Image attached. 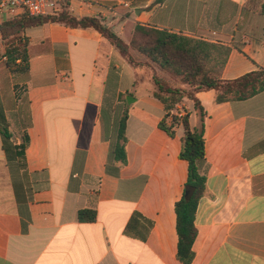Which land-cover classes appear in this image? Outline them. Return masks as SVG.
<instances>
[{
	"label": "crops",
	"instance_id": "obj_1",
	"mask_svg": "<svg viewBox=\"0 0 264 264\" xmlns=\"http://www.w3.org/2000/svg\"><path fill=\"white\" fill-rule=\"evenodd\" d=\"M68 1L72 15L101 17L126 43L143 25L229 47L224 81L264 68V17L249 0ZM24 14H0V25ZM23 37L27 69L8 66L0 39V264H185L175 210L189 173L184 128L160 127L166 111L153 84L134 91V69L95 30L48 23ZM197 97L207 193L191 264H264V92ZM126 112L121 164L114 150ZM180 112L197 125L191 102ZM81 210L97 219L80 221Z\"/></svg>",
	"mask_w": 264,
	"mask_h": 264
},
{
	"label": "trees",
	"instance_id": "obj_2",
	"mask_svg": "<svg viewBox=\"0 0 264 264\" xmlns=\"http://www.w3.org/2000/svg\"><path fill=\"white\" fill-rule=\"evenodd\" d=\"M248 8L264 17V1L256 3L255 0H249ZM48 23L99 32L134 69V91L144 80L153 84V96L164 104L166 111L160 127L171 135L174 134L175 126L184 128L180 158L188 162L189 173L183 197L177 202L175 210L179 236L178 258L185 264H191L197 237L196 213L201 199L207 193L204 139L206 113L197 96L202 92L215 91L217 103L252 99L264 92V68L235 80L224 81L223 72L231 54L229 47L143 25L136 27L131 42L126 43L101 17L79 18L72 15L68 0L54 15L34 17L24 14L0 25V39L6 46L5 57L9 67L28 68V41L23 33L28 28ZM186 101L193 104L198 116L195 127L190 124L189 113L183 118L176 115L178 106ZM128 117L126 112L120 122L118 143L114 150L116 160L121 164L127 162ZM168 120L171 121L170 128H166ZM1 130L5 140H9L11 135L8 128L4 126ZM78 219L94 222L97 213L81 210Z\"/></svg>",
	"mask_w": 264,
	"mask_h": 264
},
{
	"label": "built area",
	"instance_id": "obj_3",
	"mask_svg": "<svg viewBox=\"0 0 264 264\" xmlns=\"http://www.w3.org/2000/svg\"><path fill=\"white\" fill-rule=\"evenodd\" d=\"M64 3L65 0H0V14L22 10L29 16H50L60 11ZM126 6L129 5L126 4ZM204 40L207 41V39ZM4 59L7 60V57ZM185 115L184 112L177 114L179 118H183Z\"/></svg>",
	"mask_w": 264,
	"mask_h": 264
},
{
	"label": "water",
	"instance_id": "obj_4",
	"mask_svg": "<svg viewBox=\"0 0 264 264\" xmlns=\"http://www.w3.org/2000/svg\"><path fill=\"white\" fill-rule=\"evenodd\" d=\"M130 99H132V97L127 98V102H128L129 105L131 104V100Z\"/></svg>",
	"mask_w": 264,
	"mask_h": 264
},
{
	"label": "rangeland",
	"instance_id": "obj_5",
	"mask_svg": "<svg viewBox=\"0 0 264 264\" xmlns=\"http://www.w3.org/2000/svg\"><path fill=\"white\" fill-rule=\"evenodd\" d=\"M147 81H149V80H147ZM193 119H194V115H193Z\"/></svg>",
	"mask_w": 264,
	"mask_h": 264
}]
</instances>
